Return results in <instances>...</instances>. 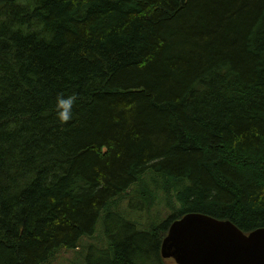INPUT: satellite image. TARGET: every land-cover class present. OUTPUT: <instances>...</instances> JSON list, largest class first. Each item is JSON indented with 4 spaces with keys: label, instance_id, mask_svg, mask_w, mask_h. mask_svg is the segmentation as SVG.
Masks as SVG:
<instances>
[{
    "label": "trees",
    "instance_id": "obj_1",
    "mask_svg": "<svg viewBox=\"0 0 264 264\" xmlns=\"http://www.w3.org/2000/svg\"><path fill=\"white\" fill-rule=\"evenodd\" d=\"M188 213L264 228V0H0V264H163Z\"/></svg>",
    "mask_w": 264,
    "mask_h": 264
},
{
    "label": "water",
    "instance_id": "obj_2",
    "mask_svg": "<svg viewBox=\"0 0 264 264\" xmlns=\"http://www.w3.org/2000/svg\"><path fill=\"white\" fill-rule=\"evenodd\" d=\"M161 253L176 264H264V228L246 234L230 220L188 213L171 224Z\"/></svg>",
    "mask_w": 264,
    "mask_h": 264
},
{
    "label": "rangeland",
    "instance_id": "obj_3",
    "mask_svg": "<svg viewBox=\"0 0 264 264\" xmlns=\"http://www.w3.org/2000/svg\"><path fill=\"white\" fill-rule=\"evenodd\" d=\"M150 189L153 191L154 195L156 194L155 195L156 198L154 200L153 206L151 207L149 216L144 214L145 212H147V210L146 211L145 209L138 210L136 209L135 204H132V206L129 207L128 205L129 202L126 203V200L127 198H130V197H126L125 199H123V201H125L126 207L122 208L125 211L129 209L133 213L132 216L135 218H138L140 220H143L144 218H146L147 221L145 223V229L147 230H149L151 223L160 225L164 220L170 218L171 215L173 216L176 215L175 209H173V207L180 206V204L177 202L172 203V205L174 206L167 205V203L163 200L161 190H159L157 187H153L152 185L150 186ZM125 213H128V212H125ZM121 215H126V214L122 213ZM78 255L79 254H76V251L68 252V251L63 250L60 254L57 255L53 264H74V262L77 260ZM75 256L76 258L72 262V259ZM163 264H176V262L174 261L173 258H169V259H163Z\"/></svg>",
    "mask_w": 264,
    "mask_h": 264
},
{
    "label": "clouds",
    "instance_id": "obj_4",
    "mask_svg": "<svg viewBox=\"0 0 264 264\" xmlns=\"http://www.w3.org/2000/svg\"><path fill=\"white\" fill-rule=\"evenodd\" d=\"M77 97L73 95L65 96L60 94L56 98L55 112L57 120L61 124L68 123L73 118V106L76 103Z\"/></svg>",
    "mask_w": 264,
    "mask_h": 264
}]
</instances>
